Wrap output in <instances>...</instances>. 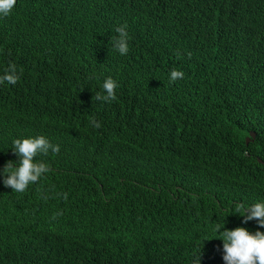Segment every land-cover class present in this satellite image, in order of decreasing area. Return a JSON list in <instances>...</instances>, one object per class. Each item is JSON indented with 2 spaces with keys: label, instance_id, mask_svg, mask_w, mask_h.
Listing matches in <instances>:
<instances>
[{
  "label": "trees",
  "instance_id": "trees-1",
  "mask_svg": "<svg viewBox=\"0 0 264 264\" xmlns=\"http://www.w3.org/2000/svg\"><path fill=\"white\" fill-rule=\"evenodd\" d=\"M9 63L0 264H225L218 227L264 232L234 213L264 203V0H17L0 75ZM108 77L117 99L93 100ZM41 135L52 171L14 192L13 141Z\"/></svg>",
  "mask_w": 264,
  "mask_h": 264
},
{
  "label": "clouds",
  "instance_id": "clouds-1",
  "mask_svg": "<svg viewBox=\"0 0 264 264\" xmlns=\"http://www.w3.org/2000/svg\"><path fill=\"white\" fill-rule=\"evenodd\" d=\"M17 0H0V16H8ZM116 32L118 36L113 37V47H115L120 54L125 55L129 52V33L127 31V24L117 27ZM179 55V53H177ZM190 55V54H189ZM23 74V69L18 71L15 63H9L4 70L3 75H0V84L5 82L15 84ZM184 72L173 69L170 73V81L175 82L178 79L184 78ZM117 82L108 77L103 85V91L96 92L93 100L113 102L117 99L116 88ZM93 127L100 128L101 123L95 118L90 121ZM13 151L20 157L19 166H15L13 161H9L4 168L5 178L3 184L10 187L14 192L23 193L30 183H37L38 180L52 169L45 162H35L34 158L38 154L47 155L49 151L58 153L59 145L51 143L45 136L26 137L23 139H15L13 141ZM14 169V171H10ZM67 199V194H64ZM237 211L243 216V223L256 220L260 227H264V203H255L251 206L245 207L241 202L235 205ZM222 227H218L217 231L222 233L223 239V259L225 264H264V232L257 230L251 233L245 227H237L235 229H226L220 231ZM201 254L195 258L193 264H201Z\"/></svg>",
  "mask_w": 264,
  "mask_h": 264
},
{
  "label": "water",
  "instance_id": "water-1",
  "mask_svg": "<svg viewBox=\"0 0 264 264\" xmlns=\"http://www.w3.org/2000/svg\"><path fill=\"white\" fill-rule=\"evenodd\" d=\"M250 139L248 138V140L247 141H249Z\"/></svg>",
  "mask_w": 264,
  "mask_h": 264
}]
</instances>
